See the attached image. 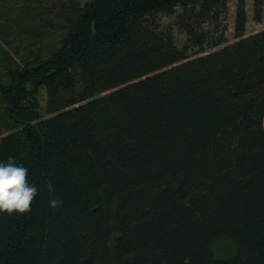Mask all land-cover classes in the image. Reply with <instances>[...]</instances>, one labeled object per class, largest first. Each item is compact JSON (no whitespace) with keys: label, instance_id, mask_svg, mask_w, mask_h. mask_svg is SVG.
I'll list each match as a JSON object with an SVG mask.
<instances>
[{"label":"trees","instance_id":"16d2710c","mask_svg":"<svg viewBox=\"0 0 264 264\" xmlns=\"http://www.w3.org/2000/svg\"><path fill=\"white\" fill-rule=\"evenodd\" d=\"M227 1L61 3L56 44L0 83V162L39 189L0 212V264H264V28L234 0L226 41Z\"/></svg>","mask_w":264,"mask_h":264},{"label":"rangeland","instance_id":"374dc122","mask_svg":"<svg viewBox=\"0 0 264 264\" xmlns=\"http://www.w3.org/2000/svg\"><path fill=\"white\" fill-rule=\"evenodd\" d=\"M66 0H0V83L10 82L13 71L22 64L28 57L45 56L53 45L56 44L58 31L55 26L50 24L53 15L59 9L62 2ZM82 2L83 0H79ZM37 2V3H35ZM39 2V3H38ZM35 6L33 15L18 22L15 29L4 27L6 21L12 24L13 15L23 6ZM40 5V6H38ZM39 7L43 8L42 12ZM38 8V9H37ZM246 21L244 25V35L251 34L264 28V5L262 8L263 16L260 22L251 20V2L246 0ZM234 11V0L227 1V15L225 20L224 36L226 41L233 40L232 21ZM158 27L171 28L174 42L178 47L184 43L183 33L173 26L170 16L159 13L155 17ZM13 26V25H12ZM209 51V49H203ZM39 106L43 103V96L37 95ZM4 105L0 102V135L5 132ZM264 128V114L262 119Z\"/></svg>","mask_w":264,"mask_h":264},{"label":"clouds","instance_id":"9594fccd","mask_svg":"<svg viewBox=\"0 0 264 264\" xmlns=\"http://www.w3.org/2000/svg\"><path fill=\"white\" fill-rule=\"evenodd\" d=\"M28 169L18 164L15 158L7 162H0V212L24 214L31 211L33 200L38 194V187L29 183ZM52 191V185H48ZM63 201L52 198L49 200L50 208H58Z\"/></svg>","mask_w":264,"mask_h":264}]
</instances>
